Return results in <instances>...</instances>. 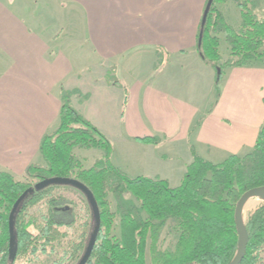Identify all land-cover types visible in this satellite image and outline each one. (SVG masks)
<instances>
[{
  "label": "crops",
  "instance_id": "1",
  "mask_svg": "<svg viewBox=\"0 0 264 264\" xmlns=\"http://www.w3.org/2000/svg\"><path fill=\"white\" fill-rule=\"evenodd\" d=\"M206 6L0 0V171L17 179L41 162L39 143L57 126L63 91L110 142V159L116 153L136 176L179 185L192 151L212 163L249 152L264 123V65L226 68L216 96L215 70L196 49ZM225 6L238 27L239 9Z\"/></svg>",
  "mask_w": 264,
  "mask_h": 264
},
{
  "label": "trees",
  "instance_id": "2",
  "mask_svg": "<svg viewBox=\"0 0 264 264\" xmlns=\"http://www.w3.org/2000/svg\"><path fill=\"white\" fill-rule=\"evenodd\" d=\"M227 1L239 9L240 23L236 28L219 8ZM260 6V0L210 2L197 34L196 49L215 70L216 96L226 68L264 65V17L258 15ZM220 34L224 35L229 50L224 61L219 53ZM70 94L62 92L57 126L45 133L39 143L43 165L31 164L26 168L25 175L33 183L21 182L11 173L0 171V263L13 264L18 255L36 253L38 240L45 245L58 239L57 226L64 225L56 214L62 198L48 201L49 210L41 222L36 215L25 214L49 188L58 186L36 190L33 186L37 182L67 177L84 184L98 206L99 230L85 264H229L238 244L234 225L236 202L247 190L264 186V123L253 148L242 155H230L212 163L192 151L193 159L179 185L170 186L160 178L128 177L114 166L110 162V142L71 107ZM140 141L157 143V138L143 137ZM76 148L101 149L103 156L93 166L83 168L74 153ZM27 191L30 192L13 216L15 247L11 254L9 217L16 201ZM109 195L114 200L115 211ZM116 217L119 235L112 234ZM30 226L37 229V235L31 233ZM165 228L172 243L161 249L158 242ZM245 231L248 242L240 264H261L257 252L264 246V203L248 217Z\"/></svg>",
  "mask_w": 264,
  "mask_h": 264
},
{
  "label": "rangeland",
  "instance_id": "3",
  "mask_svg": "<svg viewBox=\"0 0 264 264\" xmlns=\"http://www.w3.org/2000/svg\"><path fill=\"white\" fill-rule=\"evenodd\" d=\"M226 5V6H225ZM228 7L231 5H235L231 1H227L226 3L219 6L222 9L223 6ZM235 8L237 6L235 5ZM238 10V8H237ZM222 11V10H221ZM239 12V11H238ZM258 15L260 17H264V9L262 11L258 10ZM240 16V15H239ZM66 18V17H65ZM234 14L231 17L230 23H234ZM229 23V22H228ZM230 24V25H231ZM224 39V35L220 34V37ZM75 43V41H73ZM78 42V41H76ZM226 42L223 40L221 45L219 46V53L222 56L224 61L229 57L228 50H225L224 45ZM158 60L154 63L153 68H156L158 65ZM141 71H143L141 69ZM76 157L80 160L83 168H89L94 165V163L101 159L103 156V151L97 148H76L74 150ZM118 155L115 153L110 162L116 166L122 173H124L128 177L136 176L134 171L123 167L121 163H119ZM37 165H43V161L40 163H35ZM133 174V175H131ZM17 180L25 183H33L34 180L26 177L24 175L21 178H17ZM171 185V186H176ZM128 198H131L130 195H127ZM59 199L60 204L58 206V210L56 212L58 220L62 221L64 225L57 226V229L60 233V236L56 241H53L52 244L46 243L42 245L41 240L39 241V250L34 253H25L18 255L14 260L13 264H76L80 258V255L84 252L86 242L88 240L89 232H91L93 227V219L92 212L88 201L85 195L78 189L68 186V185H58L51 187L47 190L46 194L40 198L36 203L32 206H29L26 210L25 216L28 215H36L37 221L41 222V217L47 215L49 206L48 201L50 199ZM252 200H257L252 207L247 208L243 211V220L244 225L248 219V217L260 206L264 203L263 200L258 199V197H252ZM108 200L111 204L112 211H115V203L111 195H109ZM69 222V223H68ZM118 217L115 219V224L112 229V234L119 235V227L117 225ZM29 230L32 234L37 235V229L30 226ZM172 243V239L169 235L166 234V228L162 231L159 237L158 246L161 249L167 248ZM81 244V246H79ZM79 246L78 248H76ZM44 247V248H43ZM257 260L264 264V246H262L257 252ZM146 260L149 262L148 252L146 253Z\"/></svg>",
  "mask_w": 264,
  "mask_h": 264
},
{
  "label": "water",
  "instance_id": "4",
  "mask_svg": "<svg viewBox=\"0 0 264 264\" xmlns=\"http://www.w3.org/2000/svg\"><path fill=\"white\" fill-rule=\"evenodd\" d=\"M211 0H208L207 6L204 12L203 20L205 18V14L210 6ZM49 185H68L72 186L78 190H80L86 197L88 204L90 206L91 212H92V218H93V227L92 230L89 234L88 241L86 243L85 249L83 254L81 255L80 259L76 264H85L92 252L93 246L96 241L97 233L99 230V213H98V206L95 201V198L91 191L81 182H79L76 179L73 178H67V177H52V178H46L43 179L39 182H37L33 188L36 190L39 189H44L48 187ZM30 191H27L23 193L19 199L16 201L14 204L10 217H9V231H10V238H11V245H10V253L13 254L14 247H15V242L13 241V216L16 210L18 209L20 203L22 200L28 195ZM252 197H259L264 201V186L260 187H254L246 192H244L238 201L236 202L235 209H234V225L238 237V244H237V250L236 253L231 260L229 264H240L241 261L243 260L245 253H246V246L248 242V237L247 233L245 231V225H244V220H243V209L247 202L252 198ZM1 264V263H0Z\"/></svg>",
  "mask_w": 264,
  "mask_h": 264
},
{
  "label": "bare ground",
  "instance_id": "5",
  "mask_svg": "<svg viewBox=\"0 0 264 264\" xmlns=\"http://www.w3.org/2000/svg\"><path fill=\"white\" fill-rule=\"evenodd\" d=\"M258 199H261V198L258 197ZM261 200H262V199H261ZM255 203H257V200H252V199H250V200L247 202V204L245 205L243 211L246 210V209L249 208V207H252Z\"/></svg>",
  "mask_w": 264,
  "mask_h": 264
}]
</instances>
